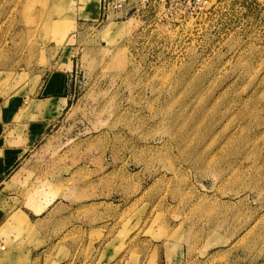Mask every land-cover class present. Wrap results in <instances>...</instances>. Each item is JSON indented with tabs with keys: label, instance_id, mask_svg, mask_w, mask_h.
Returning a JSON list of instances; mask_svg holds the SVG:
<instances>
[{
	"label": "rangeland",
	"instance_id": "374dc122",
	"mask_svg": "<svg viewBox=\"0 0 264 264\" xmlns=\"http://www.w3.org/2000/svg\"><path fill=\"white\" fill-rule=\"evenodd\" d=\"M101 4L0 0V102L29 93L31 108L52 73L67 83L4 187L11 205L113 201L122 226L162 246L148 264H264V0L108 17ZM11 220L0 233L28 225Z\"/></svg>",
	"mask_w": 264,
	"mask_h": 264
},
{
	"label": "crops",
	"instance_id": "0c3cea01",
	"mask_svg": "<svg viewBox=\"0 0 264 264\" xmlns=\"http://www.w3.org/2000/svg\"><path fill=\"white\" fill-rule=\"evenodd\" d=\"M66 85L65 72L52 73L35 92L43 98H35L31 108L26 109L29 93L0 102V228L13 214L28 223L0 233V245L5 246L0 248V264H148L153 249L158 255L162 246L146 237L145 230L137 235L136 227L122 226V211L113 201L76 198L65 191L59 197L51 193L41 203L32 201L25 207L28 211L11 205L15 196L4 187L42 139L62 99L67 104ZM108 204L116 208L112 213L105 210ZM15 242L22 252L6 248ZM133 250L136 255L131 257ZM179 253L164 258L182 263Z\"/></svg>",
	"mask_w": 264,
	"mask_h": 264
},
{
	"label": "built area",
	"instance_id": "2783aa9c",
	"mask_svg": "<svg viewBox=\"0 0 264 264\" xmlns=\"http://www.w3.org/2000/svg\"><path fill=\"white\" fill-rule=\"evenodd\" d=\"M195 5H204L209 0H191ZM102 14L108 17L111 11H118L127 14L129 10L137 11L148 9L151 6L165 7L167 0H101Z\"/></svg>",
	"mask_w": 264,
	"mask_h": 264
}]
</instances>
